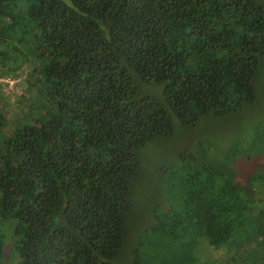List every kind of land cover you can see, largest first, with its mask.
I'll return each instance as SVG.
<instances>
[{
    "label": "trees",
    "instance_id": "trees-1",
    "mask_svg": "<svg viewBox=\"0 0 264 264\" xmlns=\"http://www.w3.org/2000/svg\"><path fill=\"white\" fill-rule=\"evenodd\" d=\"M263 59L264 0H0V79H23L15 108L0 89V264H118L139 150L256 102ZM182 166L147 229L157 261L218 264L202 237L264 264L263 170Z\"/></svg>",
    "mask_w": 264,
    "mask_h": 264
},
{
    "label": "rangeland",
    "instance_id": "rangeland-1",
    "mask_svg": "<svg viewBox=\"0 0 264 264\" xmlns=\"http://www.w3.org/2000/svg\"><path fill=\"white\" fill-rule=\"evenodd\" d=\"M21 78L0 79L3 98L10 108L16 106V94L23 83ZM254 86L259 95L256 102L246 103L240 109L220 116H203L193 125L173 119L170 136L156 138L139 150L140 170L131 187L133 211L127 218L128 239L119 253L118 264H161L154 257L158 250L155 245L160 237L147 229L152 228L156 224V216L159 217L169 207L163 187L168 177L175 174L171 173L172 170L184 172L182 165L193 164L195 160L206 164L214 162L232 168L245 184L257 170L264 172V59ZM142 90L155 93L149 86H143ZM185 154L191 155L189 161H184ZM254 189L256 194L252 196L251 203L254 210H259L264 204V181L258 182ZM190 235L187 233V236ZM164 240L170 242V247L178 243L172 238ZM197 241L205 249L201 254L196 252V255L209 257L213 262L217 260L218 264L224 263L220 259L224 255L221 250L213 251L215 249L207 245L202 237Z\"/></svg>",
    "mask_w": 264,
    "mask_h": 264
}]
</instances>
